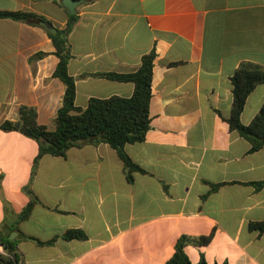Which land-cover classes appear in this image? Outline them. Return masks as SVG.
<instances>
[{
	"label": "crops",
	"instance_id": "crops-1",
	"mask_svg": "<svg viewBox=\"0 0 264 264\" xmlns=\"http://www.w3.org/2000/svg\"><path fill=\"white\" fill-rule=\"evenodd\" d=\"M0 11L35 13L57 29L69 19L61 0H0ZM78 13L69 63L78 107L132 96L133 83L97 74L136 71L156 51L151 127L143 142L125 146L146 173L130 182L114 148L83 144L66 157L43 156L33 175L39 143L0 128V235L19 241L20 263L166 264L181 237L211 236L186 247L193 264L202 256L207 264H264V232L250 229L264 221V185H256L264 146L251 152L228 122L235 71L264 70V0H91ZM55 51L43 27L0 17V125L32 106L40 124L55 128L66 91L54 76ZM263 104L264 83L249 95L242 123ZM28 189L40 203L15 230ZM68 230L87 237L66 240Z\"/></svg>",
	"mask_w": 264,
	"mask_h": 264
},
{
	"label": "trees",
	"instance_id": "trees-1",
	"mask_svg": "<svg viewBox=\"0 0 264 264\" xmlns=\"http://www.w3.org/2000/svg\"><path fill=\"white\" fill-rule=\"evenodd\" d=\"M91 1V0H89ZM60 4V2H59ZM0 17L17 21L40 25L42 21H48L45 17L31 12H1ZM79 13L70 14L67 25L63 29H57L56 34H50V38L56 47L55 55L59 63L54 76L60 79L66 86L62 106L58 109L55 118V128L49 129L39 123L38 110L32 106H21L19 119L16 121H4L0 128L5 131H16L36 140L39 143V153L34 161L33 175L41 158L45 155L66 157L67 152L74 147L83 144L98 146L108 144L114 148L124 164L127 179L133 181V172L146 173L127 154L125 146L143 142L151 127L150 102L152 97L153 69L156 51L142 57L139 69L129 73H99L112 81L133 83L134 92L130 97L111 96L109 98L90 99L86 108L76 105V79L69 72V63L73 58L70 34L79 21ZM42 27V26H41ZM45 53H40L42 57ZM233 103L231 116L228 119L230 128L237 131L242 137L251 143V152H256L264 146V104L251 123L245 125L241 121V115L245 109L249 95L255 88L264 83V70L251 64L242 65L231 77ZM258 187L264 182L256 183ZM30 201L18 214L15 230L18 224L27 220L35 205L40 200L28 189ZM250 229L264 232V221L250 224ZM66 240L85 239L87 235L82 230H68L62 236ZM22 238L36 242L39 245H52L56 239L42 242L36 238L23 235ZM211 236L181 237L175 247L173 256L166 264H193L186 252L190 244L205 246L211 242ZM18 240L10 241L6 236L0 235V244L4 252H0V264H21L18 254ZM197 264H207L204 256ZM216 264H228L216 263Z\"/></svg>",
	"mask_w": 264,
	"mask_h": 264
},
{
	"label": "water",
	"instance_id": "water-1",
	"mask_svg": "<svg viewBox=\"0 0 264 264\" xmlns=\"http://www.w3.org/2000/svg\"><path fill=\"white\" fill-rule=\"evenodd\" d=\"M89 0H61L62 6L70 14L78 13V8L88 2ZM40 25L50 34H56L57 28L49 21H42ZM10 240L13 239L12 235L9 237Z\"/></svg>",
	"mask_w": 264,
	"mask_h": 264
}]
</instances>
